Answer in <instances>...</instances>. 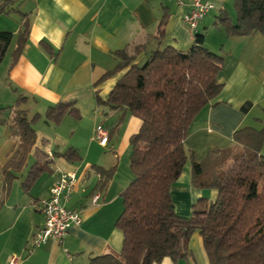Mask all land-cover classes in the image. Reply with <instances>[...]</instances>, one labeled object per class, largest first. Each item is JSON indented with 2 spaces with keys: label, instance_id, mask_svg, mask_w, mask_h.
<instances>
[{
  "label": "crops",
  "instance_id": "crops-1",
  "mask_svg": "<svg viewBox=\"0 0 264 264\" xmlns=\"http://www.w3.org/2000/svg\"><path fill=\"white\" fill-rule=\"evenodd\" d=\"M190 1L12 0L11 10L0 14V31L13 33L0 63V118L5 120L0 122V264L12 259L15 264H87L92 256L121 249L123 234L115 222L123 209L121 193L132 179L129 140L141 121L126 108L110 109L96 100V93L101 100L107 99L126 69L95 83L117 65L116 51L131 53L136 45H142L134 60L139 62L156 48L188 50L194 33L184 24L183 15ZM212 1L215 8L199 22L197 33L204 34L208 49L223 57L216 76L222 89L190 124L184 147L196 162L218 150L215 158L229 164L241 151L233 132L243 126L260 129L264 122V35L227 36L224 28L214 23L223 11L234 19V0ZM24 21L28 24L27 40L13 61ZM18 96L24 100L18 103ZM64 101L72 102L79 116L66 113L59 123L47 121V108ZM246 102L250 107L243 112L240 107ZM14 110H24L28 118L38 114L39 118L33 124L35 144L25 163L9 170L16 177L6 185L3 167L19 144L9 131ZM98 124L109 130L105 147L93 138ZM67 148L80 158L70 161L58 154ZM44 160L50 162L29 191H24L21 182L31 166ZM97 166L115 167L104 188L98 186ZM61 171L77 177L66 206L80 210L81 223L71 226L62 240L48 239L33 246L31 236L44 223L36 202L49 196ZM94 193L100 195L97 203L91 202ZM170 194L176 214L189 217L192 204L203 196L213 201L216 190L194 187L187 161ZM153 264H209V260L195 231L188 240L186 258L173 261L165 257Z\"/></svg>",
  "mask_w": 264,
  "mask_h": 264
},
{
  "label": "trees",
  "instance_id": "trees-1",
  "mask_svg": "<svg viewBox=\"0 0 264 264\" xmlns=\"http://www.w3.org/2000/svg\"><path fill=\"white\" fill-rule=\"evenodd\" d=\"M12 0L0 1V14L11 10ZM234 19L223 11L215 21L227 36L253 33L264 35V0H234ZM159 34L161 37V26ZM28 36V24H22L12 52L16 61ZM13 33L0 31V63L12 40ZM143 49L136 45L132 52L119 50L117 65L105 72L95 84L125 70L115 82L105 101L96 93V100L110 109L126 108L141 121L139 130L130 137L129 168L132 179L122 191L123 209L115 226L122 231L119 251L92 256L87 264H153L169 257L173 261L186 258L188 240L197 231L202 239L209 264H264V122L260 129L243 126L232 138L241 147L231 163L218 174L211 151L200 162L184 147L188 128L200 111L218 95L222 84L216 76L223 66V57L204 45V34L194 33L193 44L186 51L172 46L154 49L139 62H134ZM24 100L18 96L17 102ZM250 103L240 107L246 112ZM3 108H0V112ZM69 113L78 117L70 101L51 105L45 111L47 121L59 123ZM39 118H28L24 110H14L9 125L10 136L19 144L3 167L6 185L16 177L35 144L33 127ZM0 122L5 120L0 118ZM67 160H77L72 148L58 153ZM214 158V157H213ZM191 163V184L216 190L209 201L203 196L191 206L189 217L176 214L170 188ZM50 161L35 162L21 182L29 191L39 172ZM211 163V164H210ZM213 166V167H212ZM99 188H104L115 167L97 166Z\"/></svg>",
  "mask_w": 264,
  "mask_h": 264
},
{
  "label": "built area",
  "instance_id": "built-area-1",
  "mask_svg": "<svg viewBox=\"0 0 264 264\" xmlns=\"http://www.w3.org/2000/svg\"><path fill=\"white\" fill-rule=\"evenodd\" d=\"M181 4V0H177ZM215 8L212 0H191L188 10L183 15L184 24L192 31L197 32L199 22ZM109 130L101 124L94 128V140L102 147L108 143ZM77 183L74 173L59 172L58 177L50 188L49 196L36 202L37 208L44 216V223L31 236V244L38 246L48 239L62 240L71 226L81 223L79 209L68 208L66 202ZM99 193L91 196V202L97 203ZM9 264H15L12 259Z\"/></svg>",
  "mask_w": 264,
  "mask_h": 264
},
{
  "label": "rangeland",
  "instance_id": "rangeland-1",
  "mask_svg": "<svg viewBox=\"0 0 264 264\" xmlns=\"http://www.w3.org/2000/svg\"><path fill=\"white\" fill-rule=\"evenodd\" d=\"M217 12V11H216ZM219 14V12L217 13V15ZM205 47H206V45H205ZM208 48V47H207ZM210 51H212V52H214L213 50H211V49H209ZM214 53H216V52H214ZM218 54V53H217ZM216 154H218V153H212L211 155V160H212V162H216L215 163V170H216V172L218 173V174H223V172H224V170L227 168V166L230 164H228V163H225V161H222L221 159H219V158H215V155ZM214 157V158H213ZM29 163H31V162H29ZM211 164V163H210ZM213 167V166H212ZM206 190H211V189H209V188H207Z\"/></svg>",
  "mask_w": 264,
  "mask_h": 264
}]
</instances>
